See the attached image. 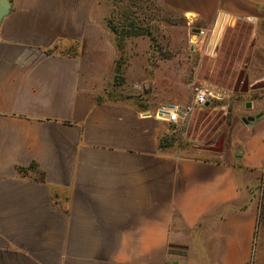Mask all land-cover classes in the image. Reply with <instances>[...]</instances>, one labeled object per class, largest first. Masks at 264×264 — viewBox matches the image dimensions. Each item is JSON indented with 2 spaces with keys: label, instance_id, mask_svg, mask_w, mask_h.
Here are the masks:
<instances>
[{
  "label": "crops",
  "instance_id": "1",
  "mask_svg": "<svg viewBox=\"0 0 264 264\" xmlns=\"http://www.w3.org/2000/svg\"><path fill=\"white\" fill-rule=\"evenodd\" d=\"M154 1L180 16L178 32L223 15L253 25L244 110L222 151L168 147L171 123L158 111L192 102L187 64L161 56L148 34L128 36L127 90L107 94L122 52L108 24L112 0H9L0 264H264L252 197V174L264 171V0ZM32 163L35 173L19 172Z\"/></svg>",
  "mask_w": 264,
  "mask_h": 264
},
{
  "label": "rangeland",
  "instance_id": "2",
  "mask_svg": "<svg viewBox=\"0 0 264 264\" xmlns=\"http://www.w3.org/2000/svg\"><path fill=\"white\" fill-rule=\"evenodd\" d=\"M112 2L113 11L108 24L122 52L118 56L119 64L114 67L111 82L113 84L108 82L106 87L109 92L107 94L116 96L127 90V86L120 87V85L125 82L122 73L128 57L125 52L128 36L136 35L135 32L148 33L151 45L161 56L187 64L181 79L185 86L196 78L214 84L228 93V97L219 103L195 109L183 125L179 127L169 125L166 135L168 147H176L184 151L203 149L214 145L221 136L225 138L236 114L240 115L244 110L243 101L246 91L241 92V88L245 90L246 87L243 68L247 47L253 39L252 23L238 20L234 24L227 25L218 40L217 48L207 53L205 49H198L197 44L190 42L189 29L178 32V29L172 28L173 25L183 24L180 16L158 6L154 0H112ZM247 102L250 101L245 103ZM31 172H36L35 166L21 173ZM252 177L254 180L252 197L260 212L264 205V171H256ZM260 224L264 227V223ZM263 227L260 233L264 237Z\"/></svg>",
  "mask_w": 264,
  "mask_h": 264
},
{
  "label": "built area",
  "instance_id": "3",
  "mask_svg": "<svg viewBox=\"0 0 264 264\" xmlns=\"http://www.w3.org/2000/svg\"><path fill=\"white\" fill-rule=\"evenodd\" d=\"M238 19L241 18L223 15L218 17L209 29H199L198 40L201 37V48L205 49L207 53H211L217 48L218 40L226 26L235 23ZM188 88L191 93L192 102L185 107L182 113H180L178 106H166L160 108L158 111L160 117L170 122L173 127L183 125L195 109L219 103L228 97L226 90L214 84L197 80L196 78L189 82ZM168 264L181 263L170 261Z\"/></svg>",
  "mask_w": 264,
  "mask_h": 264
},
{
  "label": "water",
  "instance_id": "4",
  "mask_svg": "<svg viewBox=\"0 0 264 264\" xmlns=\"http://www.w3.org/2000/svg\"><path fill=\"white\" fill-rule=\"evenodd\" d=\"M9 0H0V20L1 18L6 15L9 11ZM198 33H199V29H193L191 31V35H190V42L192 44L196 43L198 41ZM247 107L251 106V102H247L246 103ZM256 117L254 116H249V117H244L243 121L245 123H248L250 121H253ZM223 144H224V137L221 136L219 138V141H217L214 145L208 146V147H203L204 150H208V151H212V152H221L223 149Z\"/></svg>",
  "mask_w": 264,
  "mask_h": 264
},
{
  "label": "trees",
  "instance_id": "5",
  "mask_svg": "<svg viewBox=\"0 0 264 264\" xmlns=\"http://www.w3.org/2000/svg\"><path fill=\"white\" fill-rule=\"evenodd\" d=\"M108 23H109V20H108ZM134 34H138V33H134ZM140 34H144V33H140ZM145 34H148V33H145ZM117 63L119 64V59H118V61H116V65H117ZM35 166V164H31L29 167H27V168H31V167H34ZM26 167H19L18 169L21 171V172H25L26 171V169H27ZM263 216H264V205H262V208H261V210H260V212H259V223H264V218H263Z\"/></svg>",
  "mask_w": 264,
  "mask_h": 264
}]
</instances>
